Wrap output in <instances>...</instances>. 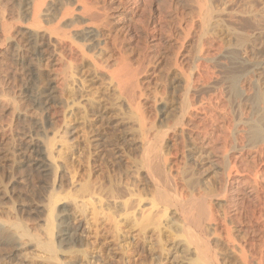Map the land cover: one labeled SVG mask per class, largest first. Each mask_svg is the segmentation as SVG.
I'll return each mask as SVG.
<instances>
[{
	"label": "rangeland",
	"instance_id": "obj_1",
	"mask_svg": "<svg viewBox=\"0 0 264 264\" xmlns=\"http://www.w3.org/2000/svg\"><path fill=\"white\" fill-rule=\"evenodd\" d=\"M98 1H99V5L100 4L102 5V6L100 5L101 8H104L103 6H105L104 11L107 12V15L109 18V24L107 26L108 28L106 27L107 28L106 31H105L106 28H104L103 30H100L101 31L99 32L100 37L96 41V48H95L96 50L95 49L89 50V48H87L88 47L87 44H85L86 47L81 45L82 48L84 47L86 48V49L84 48L83 50L86 51L88 53V56L90 57L86 59L87 53L84 52L86 53L84 54L81 52L82 55L77 56L76 59H74L72 63L68 65V67L72 66L71 69L70 67L68 69L66 65L64 67L53 66L52 64H50L49 62L50 59L48 58V56H44L43 58L38 59L37 58L38 56L36 57V55H34V53L32 52L33 49L30 46L27 48L24 44H21L19 37L15 38L14 42L12 43L6 40L5 33L3 30L4 27L5 28L15 27V26L24 27L25 25L29 24L27 23V22H30L29 19H26L27 17L24 16L26 15L24 10L28 6V0H0V16H1L0 27H3L2 29L0 28L1 29L0 30V138L3 136V134L4 135L6 134L12 137L13 141H16L15 143L17 142L19 143L22 140L24 141V139L30 140L31 138L33 139V140L31 139L32 141H35L38 138L41 139V136L43 135L44 136L42 137V139L45 136H48V137H45L44 139L48 141L49 140L52 141V137L54 135L55 137L53 138V141H52L53 143L50 141L49 142L50 144L55 143L54 146L52 145L54 148L51 147V150H52L51 153L54 155L52 156L53 158L55 157L54 162L58 167L57 173H55V175L57 174V177L55 176L57 180L56 179L55 180L56 182H58V184H61L59 185L61 187V189L59 188V190L60 192L63 191L64 194L66 192L68 193V190L71 193L72 191L75 192L76 190L79 189V186L81 184L91 183V184H95L96 186H103L104 188H107L109 186H112V187L114 186V190H116L115 191L116 196L117 195L119 196L121 193L125 191V189L127 188L130 189L131 188L130 185L135 184L138 187L137 188L135 186L136 190L142 194L144 199L147 197L146 200H148V198H150L152 195V192H150V190H152L151 188L152 185L148 184L147 177L145 176V173L142 170V168L139 167L138 163L140 160L143 159L141 157H144L147 154H149L152 150V146L155 143H158V141L155 139H157L158 136H161V137L163 136V135H159L163 132L162 130L165 129L164 131H166L167 129H171V131H168V130L166 131L169 133L163 132L164 136L167 135L164 138L162 137L163 140H161V137H159L160 139L158 138L161 141L159 143L163 144L162 152L164 153L167 152L165 155L166 157L165 159H167V161L169 160L167 162L169 164L167 165L170 166L168 167L170 175L175 178L179 177L177 179H179L178 181H180L184 174L185 176L184 179L185 180L187 179V183L189 182L191 184L190 185L188 183L189 187H191V188L189 187L188 188L193 190V192L192 191L191 192L195 194V196L198 195V193H200L199 191H201L202 189H211L216 184V181H217L216 179L217 176L215 174V167L209 164L210 160L213 161L214 159L213 157H215V154H214L215 152L213 153L214 155H211V157L209 158L210 160H208V162L206 159L205 161H203L204 163L203 162L201 163L200 159H198L197 156H195L194 152L191 151L192 150L190 146L191 142L187 139L186 135L184 136L183 134H181V130L178 126L177 127L179 129L176 127H174L176 129H172L173 128L172 126H175V120H174L175 118L173 116L174 115L177 116L176 114L177 110H174V112H171V110L168 107L170 105H173V107L176 109V107L181 101L180 99H182L181 97V95L183 94L182 92H184V90H181V89H184V87L181 86V83L183 84L184 79L186 77L188 78L189 75L192 77L191 75L192 72H193L192 74H195L198 70V72L200 73V70L202 69L201 72L204 70L206 71L205 74L204 72L202 73L204 74L205 78L209 80L208 82L210 85L208 84L205 78L204 80L206 82L204 80H202L203 82H197V85L198 84H201V85H198L199 87H197L196 85V90L198 91L196 97L197 99L198 97L209 98L208 96L213 97L214 94L215 96L216 95L220 96L219 99L220 100L222 99L221 100L222 103L224 102V104L221 105V108L223 107V110L226 111V114L224 113L225 111L222 113L225 114L224 116L227 120L230 118L228 122H230L231 120L233 121L232 122L233 124L229 123L230 125L232 126L238 125V123L242 122L246 117H249L252 114L253 115L256 114L260 110L259 108L261 107L263 108L264 101L260 102V104L262 103V105H259L258 103L255 104L254 98L250 96L256 93L255 92L256 88H259L258 90L261 93L263 92L262 96H264L263 95L264 94V0H261V1L260 0H249L250 2L248 0H237L236 3H235L236 1L235 0L233 3L227 4L226 6H222L217 0H204L202 11L205 12L206 14L207 13L210 14L211 21L213 22L215 21V23H219L220 29L222 30L223 34L218 33V34H215L216 36L214 35V33L210 32L212 29L211 27H208V30L206 29L207 31H200L201 29L203 30V28L200 29V26H201L200 18H199L200 14L198 13L200 12V9H198L199 6H197L196 8L197 4H195V2L193 3V1L148 0V2L146 1V3L145 2L140 3L135 0L134 2L133 0L131 1L129 0H122V1L121 0L120 1L119 0H108V1L98 0ZM246 1H248L249 4ZM72 2L73 0H63L58 5L57 8H61V7L65 8V6H67V8L69 7L68 9H71L72 11V8L74 9L75 7H77ZM205 2H206V5H205ZM250 3L251 5H253V7L250 6ZM63 8H61L62 9L61 12H63V10L68 11L67 8L66 9H63ZM76 9L77 8H75L74 10ZM75 12L76 11L71 12V13L75 14ZM68 13H70V11H68ZM65 19L67 21L66 24H68L69 27L71 26V28H68V30L70 31V29H72L71 33L74 32L73 34L77 33L78 28H80L83 25L80 18L73 19V21L71 20V17L65 18ZM1 20L4 22L2 23ZM74 23H76L77 25H75ZM79 23L81 24V26ZM72 25H75L76 27ZM77 26H80V27L77 28ZM153 26L155 28L152 29ZM73 27L77 28V32L73 30L74 29ZM2 32L4 33V35ZM109 32L111 33L109 34ZM147 32H148V35L146 34ZM183 32L185 33L187 32L188 35L185 36L184 35L185 33L183 34ZM190 35H192L193 37ZM197 35H200L201 37ZM114 36L118 38L120 43H122L121 44L122 45L121 49L123 51L122 54L126 58H128L129 63L132 67L131 69L135 73L138 71L136 73L137 78L140 77L139 84H138L139 88L136 90V93H137L136 101L137 102L139 101L138 103L136 102L138 106L136 109L137 110L136 112L134 110L129 112V109L127 108L128 106H126L127 103L124 97L121 94L119 95V92L115 88V85L112 84L109 78L110 77L109 72L114 70L113 68H115L116 66L115 61H117L119 58V52H117L118 50L116 51V49L112 45L113 41L111 38ZM202 36H206V37H202ZM243 36L246 42H244L245 41L244 39H243L244 41L242 40ZM238 39L243 41L242 42L243 48L242 46H240L241 43L239 44L237 43ZM76 40H75L76 43L79 45L80 43L81 44L83 43L82 41H79L80 40L79 38ZM245 44L246 45L248 44L250 47L246 46ZM17 45H19L20 47L19 46L17 47ZM235 45L237 46L239 45L240 46L239 48H241L242 51L237 46L235 47ZM201 48H203L202 52L200 51ZM223 48H225V50ZM235 48L237 49L238 53L237 52L235 53L236 51ZM218 50L220 52H218ZM145 53H146V56H145ZM216 53H218V55ZM83 54L85 56H83ZM91 55L92 56L94 55V56L91 57ZM199 55L202 56L203 60L200 58ZM89 58L95 59V62H96V63L94 62L95 66L100 64L98 65V67L105 66L103 67V69L105 68V70H108V71L105 72L104 70L100 69V67L99 68L97 67L98 69L97 68L95 69V67L89 61L91 60ZM97 59H99V61ZM195 59H199L198 60L199 62ZM143 62H146V63H143ZM92 63H93V60H92ZM138 63L141 64L140 68H139L140 65ZM174 65H176L175 67L176 69H174ZM198 65H201V66H198ZM199 67L200 69H198ZM58 68L61 70H59ZM192 68L195 70L193 71ZM179 70H181V72L183 73L181 74L182 76L183 75H186V76H183L184 78H182V76L180 75V79L178 80L174 79L173 73L175 72L179 73L180 72ZM101 71H103V73ZM61 72L63 74H61ZM105 73H108V74H105ZM231 73H234L235 75ZM209 75H211L210 78H208ZM232 75L234 76V78L236 76V81H237L236 84L237 83L238 84L237 85L235 84V87L237 88L235 89V91L238 90L239 92L240 90V95H241L240 98L237 97V95L239 94L238 92L233 91L232 93L234 94V96L231 94L233 87L231 86L232 83L230 81L231 80L230 76ZM237 76H239L238 77L239 79H237ZM196 78L200 81V77L197 76ZM181 79L183 82L182 81L179 82V80ZM238 80H240L241 83ZM109 82H111V86L109 85ZM248 82H251V83H248ZM252 83L253 85H250ZM204 85L206 86L204 87ZM173 87L175 88V90H173L174 89ZM231 87H232V90H231ZM51 90H53V92ZM112 90H115V91H112ZM201 90H203V92ZM139 91L140 93H138ZM217 92L218 93L221 92L220 94L222 96L220 94H216ZM245 93L247 95V99H246ZM117 96H119V98L122 96L123 98L122 99L120 98V100H118ZM235 97H237L238 99ZM239 100L240 102H238ZM263 100H264V97H263ZM12 101L14 102L13 105H12ZM34 101H35V104H34ZM51 101L52 103H49ZM168 101H172V102L170 104L166 103ZM165 103L168 104V106ZM14 104H16L14 107L16 110L14 108L12 109ZM71 105H75V106L72 107ZM255 105H258L259 107L258 106L255 107ZM138 108H139V111H138ZM137 112H138L137 116L139 118H142L143 121L141 123L142 124L145 123L144 124L145 127L144 125L142 126L141 123L140 124L138 123L139 120H138V117L136 116ZM172 113L174 114L172 115ZM129 115L131 118L129 117ZM226 115H228L229 118L228 116L226 117ZM234 122H236L237 124ZM132 125H134L135 127ZM137 125L138 126L141 125L142 128H145V129L142 130L140 129L141 126L138 127ZM150 126H153V127H150ZM150 128H152L151 129L152 131L150 130ZM137 129L138 130L140 129V132ZM176 130H179L180 133L179 131H176ZM157 131L161 133L159 132L157 133ZM172 132L174 133V135ZM176 132H178L177 133L178 135H176ZM235 134H236L235 139L236 140L239 139L240 135L237 133ZM28 135L29 136L31 135V137H29ZM180 136H183L185 138L180 137ZM132 137H135L134 139L136 142L135 141L132 142L131 140H129ZM167 137H171V138L169 139ZM221 137H223V134ZM47 138H50V139H47ZM145 139L146 140L149 139V140H147L146 142ZM233 140L234 139H231V141ZM179 141L183 144L179 143ZM238 141L240 143L242 141L241 138L237 140V142ZM187 142H189V144ZM220 142H221V139L220 141H218V143ZM237 142L234 141V143H236V145L238 146L239 143L237 144ZM216 143L214 144L216 145ZM143 148L147 150V153L146 151H144L143 153V150H144ZM186 148H188L189 150ZM192 148H193V145H192ZM118 154L120 155V157L122 156L123 158L122 157L118 158L119 156ZM0 159L2 160V161L0 160V181H1L0 182V221H2L0 222L1 223L0 237L4 241L6 240L7 242V244L2 245L0 247V255H1L0 264H36V263L37 264H48V263H45L46 262L44 259L45 257L42 258V255L44 256V254L40 253L39 250L37 249L35 250L34 249L35 246L32 242L31 243L34 247L30 245L29 242H28L29 243L28 245L26 239H24L25 241L23 239H20L21 242H19L20 240L19 241L15 240V236H14L15 233L12 230L10 231L11 233L9 232L10 229L8 228L7 224L9 222L10 223L15 222V220H16L15 223H19V224L22 222L23 223L26 222L25 225L29 224L28 226H24L23 224L21 225L24 227H27L28 229H31L30 232L32 233L33 231L32 234H36L38 236L41 235L39 239L42 238L44 240L45 235L44 233H42L44 232V230L41 231V229L43 228L45 229V226L41 222L43 219V215L41 214L36 215L35 212L34 214L31 211L33 210V208L36 207V205L39 210V206H41L39 204H41L42 202H43L42 205L44 204V196H45L44 189L46 185L50 184L53 179H51V177L47 175H44L43 173H40L39 171H34L30 169L29 167H25L18 163H17L18 165L16 163H14L13 165V163H10L8 159L4 158L3 160V156L1 155H0ZM134 163H137V164H134ZM132 165L137 166V169L131 168L130 171H127L126 169L131 167ZM135 171H137L138 173H136ZM124 172L127 175H125ZM177 174H181V175H177ZM11 179L13 180L11 181ZM109 180L111 181L112 184L109 182ZM116 184L118 186V191H117V186L115 187ZM181 185L182 183H180V186ZM2 186L4 187V189ZM73 186H76V187H73ZM71 188L72 190H70ZM181 188H183V190H186V192L190 191L188 189H185V186H181ZM23 198L25 199L23 200ZM41 198H43L42 199L43 201H41ZM8 199H10L11 201ZM108 199L110 200V197ZM113 199L114 198H111L108 205L112 210L111 212H115L114 214L116 216L117 215L119 216L121 213V211L119 210L120 202H118L117 198H115L114 200L118 202L117 203L118 205H117L116 202L113 201ZM31 200H32V203H31ZM27 202H29V204ZM12 203L14 205V208H15L14 210L16 212L12 211V208H13ZM145 204L146 202L144 203V205ZM63 206L67 210V213L69 212L68 214L70 215L66 217V219H68L66 221L68 223V227L69 228L72 227L71 229H78L79 231L76 232L78 240L82 241L83 244L85 243V245H87L88 240L86 236L88 235V226L86 225L85 222H83L81 218V214L77 213V210L74 209L71 203H66L65 205L63 204ZM10 209L13 212V214L11 211H9ZM24 210L26 212H24ZM8 211L11 214H8L9 213ZM14 212L17 214V216H15L16 214ZM171 212H174V209L173 210L171 209L169 213L167 212L169 214V215L167 214V216L168 218L169 217L170 218L167 219V217H165L161 225L162 227H166L167 229L161 228L159 230V238L161 237L160 238L161 246L164 251H162V253H160V255L158 256L157 253L159 252H158L156 243L154 241H147L150 244L145 243V248H147V250H150L152 253L151 255H149L150 257L146 258V260L140 259L138 264H149V263L150 264H188L190 260L193 258L191 251L189 250V252L186 253L187 249L185 245L181 244L180 242L178 243V241H181L175 236V235H179L180 233V230L176 231V229H178L176 227L179 224V222L177 221L178 216H176V214L173 215V213L170 214ZM21 214L22 216H20ZM29 214L31 215V217ZM12 215L14 216L12 217ZM118 216H117V221H119V227H120L119 234L120 235H118V241L116 243V246L114 247L116 251L113 257L110 258L111 260L110 259L105 260V262L99 261L101 259L97 258L99 257L98 253H89L91 255L90 256L88 255L86 259H84V257L82 259V257L80 256L81 254L79 255V253H77L78 255L74 253L72 255L73 257H71V255L69 256L68 254H66V256L63 257V256H60L59 254L60 259L62 258L61 259L62 261L65 260L66 262L65 264H69V263L70 264L71 263L120 264L119 263L120 261L118 260L117 255L119 256L120 254H123L122 250L125 247L124 245L129 244V241H130L129 237L132 235H135L137 233L136 231L138 230L135 229L137 228V226L133 225L134 224L133 219L131 218L124 219V217L122 219L123 215L120 216L121 218ZM15 217H18V218H15ZM135 218L138 219V214L135 215ZM87 219H89V217ZM172 222L177 225H174ZM233 223H234V226L232 225L233 227L232 233L235 236L234 238L235 241L238 243L244 239V233L241 234V232H243V229L240 232L238 231L237 228L239 227L245 228L246 226L247 227L249 226L246 222H243V221L240 223H237V221L236 222L234 221ZM56 224L54 222L55 228H56L55 226ZM237 224L238 226H236ZM4 225H7V226L5 227ZM37 226L39 229L37 228ZM261 226L262 225H258V228ZM33 228L35 229L32 230ZM54 229H53V233L55 234L57 229L55 230ZM169 230L171 233H173L174 231L175 233L171 234ZM4 231H7V233ZM35 231L40 234H37ZM219 232L221 233L222 230L220 229ZM217 233L215 236H212V237L210 235L211 238L208 237V239L210 241L209 243H210V247L212 251L217 256L216 258H217L218 264H242L243 263L242 260H241V263L239 261L241 257H240V251L236 245L237 243L235 242L234 243L235 246L233 245L231 246L230 244L226 243L223 238L220 237L223 235L222 233H221L222 235L220 234V236H218ZM42 234L44 237H42ZM238 234L242 235V237L238 236ZM260 234L261 232L259 233V235ZM259 235L257 234L258 238H259ZM254 236L255 238H253V235L251 236L248 235L246 239L249 238L250 240L249 239L248 240L252 241L250 243L251 244L253 243L250 250L254 248L252 251L255 250L254 252L258 253L256 249L258 248L257 243L259 242V240L256 234ZM236 238H240L242 240H239ZM53 240H55V243H56L57 239L55 238ZM24 243L27 244L28 247L27 245H24ZM225 243L229 245V248L228 246H226ZM23 245H24V248H23ZM253 245L255 246L253 247ZM17 246L19 248H17ZM119 246H121L122 249H119L120 248ZM230 246L233 248L230 249ZM235 247L237 251L234 250ZM232 251L236 255L239 252L238 256H236ZM258 251H259V248H258ZM4 256L6 257L8 256V257L5 258ZM36 256L37 258L38 257L39 258L37 259ZM67 256L71 258L68 259ZM40 259H42V261Z\"/></svg>",
	"mask_w": 264,
	"mask_h": 264
},
{
	"label": "bare ground",
	"instance_id": "obj_2",
	"mask_svg": "<svg viewBox=\"0 0 264 264\" xmlns=\"http://www.w3.org/2000/svg\"><path fill=\"white\" fill-rule=\"evenodd\" d=\"M62 1L63 0H28L27 8L25 10L23 9L25 11L26 15H24V14L23 15L25 17H27L26 19H29L30 22H27L29 24L25 25L24 27L23 26L22 27H18V26L16 27L15 26V27H9V28L4 27L3 30L5 33L6 40L8 42L12 43V42H14L15 38L19 37L21 44H24L27 48L30 46L33 49L32 52L34 53V55H36V57L38 56L37 57L38 59L43 58L44 56H48V58L50 59L49 60L50 64H52L55 67H59V66L64 67L65 65L68 67V65H70V63H72V61L74 59H76L77 56L82 55V53L86 52L83 50L86 47L85 44L88 45L87 48H89V50L95 49L96 48V41L100 37V33H99V32H101L100 30H103L109 24V18H108L107 12L104 11L105 6H103L104 8H101L100 7L101 4L99 5L98 0H97L98 2L96 0H73L72 3H74L75 6H77V7H75V8H77L76 10H74L75 8L74 9L72 8V11H71V9H68L69 7L67 8V6H65V8L61 7L63 9L67 8V10L70 11V13H68V11H66V10H63V12H61L62 9L57 8L58 5ZM129 1H131V0H129ZM135 1L140 2V3H144V2L146 3V1L148 2V0H135ZM180 1H193V3L195 2V4H197L196 8H197V6H199L198 9H200V12H198V13L200 14V17H199L200 18V24H201L200 29L203 28V30L201 29L200 31H207L208 27H211L212 29L210 28L211 31H210V29H209V31L211 33H214V35L218 34V33L223 34L222 30L220 29L219 23H215V21L214 22L211 21L210 14H208V13L206 14L205 12L202 11L204 0H180ZM217 1L222 6H226L227 4L233 3L235 0H217ZM248 1H246V2L248 3ZM133 2H134V0H133ZM236 2H237V0L235 1V3ZM205 5H206V2H205ZM250 6L253 7V5H251V3H250ZM58 9L60 12L58 11ZM73 10L76 11L75 14L71 13V12H74ZM70 17H71L72 21H73V19L80 18V20L83 24L81 26V24L79 23L82 28L80 26H77V28L78 27L81 28V29L78 28V32H77V28H74V27H76L75 25H77V24L74 23L75 25H72V26H74L73 30H75V32H77L75 34H73L74 32L71 33L72 29H70V31L68 30V28H71V26L69 27V25L66 24L67 21L65 18H70ZM248 17H249V15H248ZM0 19H1V16H0ZM2 20H3V18H2ZM3 22L4 21H2V23ZM211 22H213V23H211ZM0 28L2 29L3 27H0ZM107 28L105 29V31L107 30ZM153 28H155V27L153 26L152 29ZM4 33H3V35H4ZM102 33H103V31H102ZM107 33H108V31H107ZM110 33L111 32H109V34ZM184 33L185 32H183V34ZM189 33H190V31H189ZM146 34L148 35V32ZM204 34H206V33H204ZM184 35L187 36L188 35L187 32ZM240 35H242V34H240ZM190 36H192V35H190ZM197 36H200V35H197ZM202 37H206V36H202ZM78 38L80 39L79 41L83 42L82 44L79 42L80 45L76 43V41H77L76 39H78ZM188 38H189V36H188ZM111 39L113 41L112 42L113 44L112 43L111 44L114 46L116 51L118 50L117 52H119V58L117 61H115L116 66H115V68H113L114 70L109 72V74H110L109 78H110L112 84L115 85V88L119 92V95L121 94L124 97V99L127 103L126 106H128L127 108L129 109V112L133 111V110L136 112L137 111L136 109L138 107L136 104V102H137L136 101V98H137L136 97V94H137L136 90L139 88L138 84H139V79H140V77L137 78L136 73L138 71L135 73L131 69L132 67L129 63L128 58H126L122 54V52H123L121 49L122 43L119 42L118 38H116L114 36ZM185 39H183V40H185ZM202 39H204V38H202ZM243 39H244V36H243L242 40ZM242 40L238 39L237 43L238 44L241 43L240 46H242V48H243L242 42L245 39L243 41ZM186 41H188V40H186ZM244 42H246V40ZM179 44H181V43H179ZM81 45H83L85 47L82 48ZM155 45H157V44H155ZM18 46L19 45H17V47ZM236 46L237 45H235V47ZM240 46L238 45L237 47L239 48ZM246 46H249V45L247 44ZM202 49L203 48H201V50H200L201 52H202ZM223 49L225 50V48H223ZM239 49L241 50V48H239ZM229 50H231V49H229ZM233 51H235V50H233ZM246 51H247V49H246ZM201 52H200V54H201ZM218 52H220V51L218 50ZM236 52H237V49H236L235 53ZM86 53H84V54H86ZM94 53H92V54H94ZM142 53H143V51H142ZM84 54H83V56H85ZM216 54L218 55V53H216ZM86 56H87L86 59L88 57H90V56H88V53ZM93 56L91 55V57H93ZM145 56H146V53H145ZM199 56L202 59V56L201 55H199ZM231 56H232V54H231ZM94 58H96V57H94ZM94 58H92V59L89 58V59H91L89 61L91 62V64L96 69L98 67V65H100V64L97 63L98 65L95 66L96 62H95ZM213 59H215V58H213ZM92 60H93V63H92ZM97 60L99 61V59H97ZM100 60H101V58H100ZM191 60H193V59H191ZM195 60L198 61L199 59H195ZM204 60H205V58H204ZM76 62H78V61H76ZM211 62H212V60H211ZM143 63H146V62H143ZM141 64H142V62H141ZM141 64H139L140 65L139 68L141 67ZM72 65H74V64H72ZM198 66H201V65H198ZM69 67H68V69H69ZM71 67H70V69H71ZM99 67H100V69L104 70L105 72L108 71V70H105V68L103 69V67H105V66H103V67L99 66ZM175 67H176V65H174V69H176ZM139 68H138V70H139ZM133 69H135V68H133ZM198 69H200V67ZM59 70H61V69H59ZM192 70L194 71L195 69L192 68ZM201 70H200V73L198 72V70H197V72L195 71L196 72L195 74H192L193 72L192 73L190 72L192 77L189 75L188 78L187 77L185 78L186 80L184 79V82L182 81V79L179 80V82L180 81L183 82V84L181 83V86L184 87V89H181V90H184V92H182L183 96L181 95L182 99H180L181 101L178 104V106L176 107V109L173 107V105H170L168 108L171 110V112H174V110H177V112H176L177 116L176 115L173 116L175 118L174 119L175 120V126H172L173 128L172 127L171 128L172 129H176L178 127L180 128L181 134H183L184 136L186 135L187 139L191 142L190 146H191L192 150L191 149L190 150L194 152L195 156H197L198 159H200L201 163L203 161H205L206 159L208 162V160H210L209 158L211 157V155L215 154V157L212 156L214 158L213 161L210 160V162H209V164L211 166L215 167V174L217 176L216 184L211 189H202L201 191H199L200 193H198V195L195 196V194L192 193L193 190L189 189L191 187H189V185H188L189 182L187 183V179L186 180L184 179L185 178L184 174H183L184 177L182 176V179L180 178L181 179L180 181H178L179 179H177L179 177L175 178V177L171 176L170 172H169V168H168L170 166L167 165V164H169V163H167L169 160L167 161V159H165L166 158L165 155L167 152L166 153L162 152V145L163 144L159 143V142H161L159 140L160 139L159 137H161V136H158V137L156 136L157 139H155V138H153V139L157 140L159 144L155 143L152 146L151 152L149 154H147L146 156L141 157L143 159L140 160L139 163L137 162L139 164V167L142 168V170L144 171L145 176L147 177V180H148V184L152 185L151 186L152 190H150V192H152V195H151V197L149 196L150 198H148V200H146L147 197L144 199L142 194L136 190L135 184L130 185L131 186L130 189H128V188L125 189V187H124L125 191L123 193H121L119 196L118 195L116 196V193H115L116 190H114V186L113 187L112 186H109V187L106 186L107 188H104L103 186H96L95 184H91V183L81 184L79 186V189L76 190L75 192L72 191V193L69 192V190L67 193L65 190L66 193L64 194L63 191L60 192L59 188L61 189V187L59 185H61V184H58V182H56L57 179L55 178V176L57 177V174L55 175V173H57L58 167L54 162L55 157L53 158L54 155L51 153V151H52L51 147H53L55 144V143L50 144V142H52L53 138L55 137L53 134H52L53 137L51 136L52 141L49 140L50 142L48 140L44 139L45 137H48V136H45L42 139V137L44 136L43 135V136H41V139L38 138L37 140H35L36 139L35 138L34 139L35 141H32L33 140L32 138H31L32 140L31 139L25 140L23 137L24 141L22 140L19 143L18 142L15 143L16 141H13L12 137H10L9 135H6V134L4 135L3 133H1V134H3V136L1 135L2 137L0 138V155L3 156V160H4V158H6L10 161V163H13V165H14V163H16V164L18 163V164L23 165L25 167H29L30 169H32L34 171H39L40 173H43L44 175H47V176L51 177V179H53L51 181V183L46 185V187L44 189L45 190L44 204L42 205L43 202L42 203L39 202V203H41V204L38 203L39 205H41V206H39V210H38V207L36 205V207L33 208V210L31 211L33 213L35 212L36 215L37 214L43 215V219L41 222L45 226V229L44 228L41 229L42 225H41L40 229H41V231L44 230V232H42V233H44L45 239L44 240L42 238L39 239V237L41 235L38 236L36 234H32L33 231L31 233L30 232L31 229L24 227V226L29 225V224L25 225L26 222L25 223L22 222L19 224V223H15L16 220L14 219L15 222H12V223L9 222L10 224L7 222L8 223L7 225H8V228L10 229V230L8 229L9 232L12 230L15 233L14 234L15 240L19 241L20 239H23V240L26 239L27 243L29 242L30 245H32V243H33L35 246L34 249L35 250L37 249V250H39L40 253L44 254V256L42 255V258L45 257L44 258L46 261L45 263H48V264H65L66 263L65 260L62 261L61 260L62 258L60 259V256L64 257V256H66V254H68L69 256L71 255V257H73L72 255L74 253H76V254L79 253V255L81 254L80 256L82 257V259H83V257H84V259H86L88 255L90 256L91 254H89V253H98L99 257H97V258L101 259L99 261L105 262V260H109L110 258L113 257V255L116 251V249L114 247L116 246V243L118 241V235H120L119 234L120 233L119 232L120 231L119 221H117L118 215L116 216L114 214L115 212H111L112 210L108 205L111 198H114V199L117 198V201L120 202V204H119L120 209L119 210L121 211V213L118 217L123 215L122 219H123V217H124V219L125 218L133 219L134 220L133 225H136L137 228H135V229L138 230V231H136L137 233L135 235H132L129 237L130 238L129 244L124 245L125 247L122 250L123 254H120L119 256L117 255L118 260L120 261L119 262L120 264H138L140 259L146 260V258L150 257L149 255H151L152 252L150 250H147V248H145V243H149L147 241H154L156 243L157 249L159 252V253H157L158 256L160 255V253H162V251H164L162 249V246H161V241H160L161 237L159 238V230L161 228L167 229L166 227H162L161 225H162L163 219L165 217H167V219L170 218V217L168 218L167 214L169 213V211H171V209L172 210L174 209V212H171L170 214L173 213V215L176 214V216H178L177 221L179 222V224L176 227L178 229L175 228L176 231L180 230L179 235H175L178 239L181 240V241H178V243L180 242L181 244H184L186 249H187L186 253L189 252V250H190L192 257H193L188 264H218V261L216 258L217 256L215 255V253L212 251V249L210 247V243H209L210 241H209L208 237L211 238L212 236H215L217 232H218L217 233L218 236H220V234L222 233L223 235L221 234L222 236H220V237L223 238L226 243L230 244L231 246L232 245L235 246V244H234L236 242L234 239L235 236L232 233V228H233L232 225L234 226V223H233L234 221L235 222L237 221V223H240L243 221V222H246L249 226V227H247L246 226L247 224H246L245 226L247 228L246 227L245 228H240V227L237 228L238 231H240V232L243 229V232H241V234L244 233V239L243 240L240 238H236V239L242 240L238 243L236 242L237 243L236 245L240 251V257H241V259H239L240 263L242 260V262H243L242 264H264V105H263V108L261 107V108H259L260 110L258 109L259 111L256 114H254V115L252 114L249 117H246L243 121L241 120L242 122L239 121L240 123H238V125H235V126L230 125L229 123L233 124L232 123L233 121L231 120L230 122H228V120L230 119L228 115H226V117L228 116L229 119L227 120L225 118L224 115L226 114V111L223 110V107L221 108V105H223L224 102L223 103L221 102L222 99L221 100L219 99L220 96H217V95L215 96V94H214L215 92L213 93L214 96L211 95L213 97H210V96H208L209 98L198 97V99H197V97H196L197 92H198L196 90L197 82H203L202 80H204V78H205L204 74L206 73V71L204 70V71H202V72H204V74H203L201 72ZM179 71H178L179 73H177V72L173 73L174 79H177V80L180 79V75L183 73L181 72V70H179ZM101 72L103 73V71H101ZM61 74H63V73L61 72ZM105 74H108V73H105ZM231 74H234V73H231ZM183 76H186V75H183ZM183 76H182V78H184ZM197 76L200 77V81L196 78ZM210 76L211 75H209L208 78H210ZM232 76H230L231 80L230 79L229 80L231 81V83H232L231 86L233 87V90L231 87V90H232L231 94L234 96V94L232 92L233 91L238 92V90L235 91V89H237L235 87V84L237 82L236 76H235V78H234V76L233 77ZM239 76H237V79H239L238 78ZM206 80H207V82L209 81L208 79H206ZM240 80H238V81L240 82ZM111 82H109L110 86H111ZM210 82H211V80H210ZM248 83H251V82H248ZM208 84H209V82H208ZM198 85H201V84H198ZM198 85H197V87H199ZM250 85H253V83ZM205 86L206 85H204V87ZM176 89H177V87H176ZM238 89H239V87H238ZM253 89H254V87H253ZM258 89L259 88H256V90H255L256 93L252 94L250 97L254 98L255 104L258 103L259 105H262V103L260 104V102L264 101L263 100L264 96H262L263 92L261 93ZM173 90H175V88ZM251 90H252V88H251ZM51 91L53 92V90H51ZM112 91H115V90H112ZM201 91L203 92V90H201ZM202 92H201V94H202ZM252 92H254V91H252ZM138 93H140V91ZM220 93L217 92L216 94H220ZM238 93L237 94L240 95V90ZM138 95H140V94H138ZM238 95H237V97L240 98L241 95L240 96H238ZM245 95H246V93H245ZM122 96L120 97L121 99L123 98ZM237 97H235V98H237ZM120 98H119V96H117L118 100H120ZM139 98H140V96H139ZM246 99H247V95H246ZM94 102H95V100H94ZM171 102L172 101H168L166 103L170 104ZM238 102H240V100ZM13 103L14 102L12 101V105H13ZM38 103H40V102H38ZM49 103H52V101ZM220 103H222V104H220ZM34 104H35V101H34ZM15 105L16 104H14L12 109L15 107ZM75 105H71V106L73 107ZM166 105L168 106V104H166ZM139 106H140V104H139ZM256 106H258V105H255V107ZM224 107H225V105H224ZM46 109H48V108H46ZM15 110H14V112H15ZM138 111H139V108H138ZM135 112H133V113H135ZM164 112H165V110H164ZM222 112H224L225 114H223ZM46 113H48V112H46ZM16 114H17V112H16ZM86 114H87V112H86ZM137 114H138V112L136 113V116H137ZM173 114L174 113H172V115ZM129 117H130V115H129ZM140 117H141V115H140ZM221 118H222V120H221ZM138 120H139V122H138L139 124L143 121L142 118H139V117H138ZM134 123H136V122H134ZM234 123H236V122H234ZM144 124L141 123L142 126ZM141 125H139V126H141ZM132 126H134V125H132ZM142 126L140 129H142V130L145 129V128H142ZM144 127H145V125H144ZM150 127H153V126H150ZM174 127H176V128H174ZM9 129H11V128H9ZM140 129L139 130L137 129V130L140 132ZM147 129H149V128H147ZM151 129L152 128H150V130ZM164 130H162V131L165 133H169V132H166L167 130L171 131V129H167L166 131H164ZM3 131H5V130H3ZM144 131H143V133H144ZM176 131H179V130H176ZM148 132H150V131H148ZM158 132L159 131H157V133ZM163 132L162 133L159 132V133H161L159 135H163L162 137L164 138L167 135L164 136ZM177 133L178 132H176V135H178ZM179 133H180V131H179ZM221 133L223 134V137H221L222 136ZM235 133L240 135V136L239 135H237V136H239V139L241 138V140H242L240 142L241 144L239 143V141L237 142V140H239V139H237V140L235 139V137H236ZM137 134H138V132H137ZM219 134H221V135H219ZM31 135L30 136L28 135V136L31 137ZM173 135H174V133H173ZM148 136H146V137H148ZM154 136H152V137H154ZM162 137H161V140H163ZM180 137H183V136H180ZM134 138L135 137H132L129 140L134 142L135 141ZM143 138H144V136H143ZM167 138L170 139L171 137H167ZM183 138H185V137H183ZM229 138H230V140H229ZM47 139H50V138H47ZM220 139H221V142L218 143V141H220ZM231 139H234V140L231 141ZM147 140H149V139H147ZM147 140L145 139L146 142H147ZM176 140H178V139H176ZM234 141H236L237 144L239 143L240 145L238 144V146H237L236 143H234ZM143 143H142V145H143ZM179 143H181V142L179 141ZM187 143L189 144V142H187ZM214 143H216V145ZM166 144H168V143H166ZM181 144H183V143H181ZM192 145H193V148H192ZM186 149H188V148H186ZM144 151H146V153H147V150L144 149L143 153H144ZM173 152H175V151H173ZM167 156H168V154H167ZM121 157H120V155L118 156V158H121ZM169 159H170V157H169ZM192 159H193V157H192ZM198 159H197V161H198ZM182 162H184V161H182ZM137 163H134V164H137ZM119 164H120V162H119ZM127 167H125V168H127ZM131 168L137 169V166L132 165L131 167L127 168L126 170L130 171ZM135 172L138 173L137 171H135ZM178 172H180V171H178ZM124 174H125V172H124ZM125 175H127V174H125ZM177 175H181V174H177ZM186 177H188V176H186ZM189 179H190V177H189ZM12 180L13 179H11V181ZM87 180H89V179H87ZM119 180H121V179H119ZM109 182L111 183L110 180H109ZM134 183H135V181H134ZM180 183H182L181 186H185V189H188L190 191L186 192V190H183L184 187L181 188ZM45 184H47V183H45ZM117 184L115 185V187L117 186ZM113 185H114V183H113ZM123 186H125V185H123ZM73 187H76V186H73ZM121 188H122V186H121ZM3 189H4V187H3ZM192 189H194V188H192ZM70 190H72V188ZM73 190H74V188H73ZM117 191H118V186H117ZM194 193H196V192H194ZM33 196H31V197H33ZM146 196H147V194H146ZM109 197H110V200L108 199ZM24 199L25 198H23V200ZM42 199L43 198H41V201H43ZM114 199H113V201H115ZM8 200H10V199H8ZM36 200H38V199H36ZM117 201H115L116 204L118 203ZM61 202H63V203H61ZM145 202H146V204L144 205ZM27 203L29 204V202H27ZM31 203H32V200H31ZM66 203H71V205H73L74 209L77 210V213L81 214V218H82L83 222H85L86 225L88 226V235L86 236L87 240H88L87 245H85V243L83 244L82 241L78 240L77 233H76L77 231H79L78 229H71L72 227L71 228L68 227V223L66 222L68 219H66V217H68L70 215L68 214L69 212L67 213V210L63 206V204L65 205ZM12 205H13V203H12ZM33 205H34V203H33ZM12 207H11L12 211H15L14 205ZM25 210H24V212H26ZM9 211H11V209ZM21 211H22V209H21ZM8 214H11V213L9 212ZM12 214H13V212H12ZM22 214L20 216H22ZM30 214H32V213H30ZM136 214H138V219L135 218ZM13 216L14 215H12V217ZM15 216H17V214ZM18 217H15V218H18ZM30 217H31V215H30ZM88 217H89V219H87ZM165 221H166V219H165ZM0 222H2V221H0ZM54 222H55V224L57 222V224L55 225L56 228L54 227ZM3 223H4V221H3ZM21 224H23L24 226H22ZM0 225H1V223H0ZM7 225H4V226L6 227ZM174 225H177V224H174ZM258 225H262L261 226L262 228L261 227L258 228ZM236 226H238V224ZM35 228H36V226H35ZM35 228H33L32 230H34ZM37 228H38V226H37ZM54 228L57 229L55 234L53 233ZM220 229L222 230L221 233L219 232ZM2 230H4V229H2ZM4 232L7 233V231H4ZM37 232H38V230H37ZM169 232H170V230H169ZM260 232H261V234L259 235ZM173 233H175V231ZM173 233H171V234H173ZM16 234H17V236H16ZM37 234H40V233H37ZM176 234H178V233H176ZM255 234H256V236H257V234L259 235V238L257 236V238L259 240V242L257 243V245H258L257 247L259 248V251H258V248L256 249L258 253H255L254 252L255 250L252 251L254 249L253 247L255 245H253V247H252L253 249L250 250L253 243L252 244L250 243L252 241H249L250 240L249 238H248L249 240L246 239V237H248V235L249 236L253 235V238H255V236H254ZM210 235H211V237H210ZM235 235H237V234H235ZM238 236L242 237V235H239V234H238ZM42 237H44L43 234H42ZM55 238L57 239L56 243H55V240H53ZM177 238H176V240H177ZM18 241H16V242H18ZM10 242H11V240H10ZM19 242H21V240ZM25 243H24V245H27ZM29 243H28V245H29ZM5 244H7L6 240L4 241L0 237V247L2 245H5ZM228 244H226V246H228V248H229ZM9 245H11V244H9ZM9 245H8V247H9ZM20 245H21V243H20ZM24 245H23V248H24ZM28 245H27V247H28ZM184 245H183V247H184ZM15 246H16V244H15ZM231 246H230V249L233 248ZM119 247H118L119 249H122L121 246H119ZM17 248H19V247L17 246ZM234 250L237 251L236 247L234 248ZM59 254H60V256H59ZM238 254H239V252H238ZM238 254L237 255L235 254V255L238 256ZM37 256H36V258H37ZM4 257L7 258L8 256L7 257L4 256ZM28 257H30V256H28ZM71 257H68V259ZM91 257H93V256H91ZM240 257H238V258H240ZM40 260L42 261V259H40ZM72 261H74V260H72ZM71 264H76V263H71Z\"/></svg>",
	"mask_w": 264,
	"mask_h": 264
}]
</instances>
